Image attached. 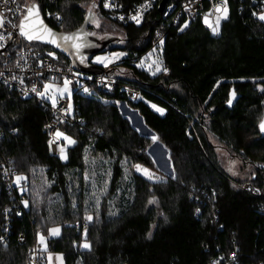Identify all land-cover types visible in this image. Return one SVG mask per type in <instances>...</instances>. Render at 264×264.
Masks as SVG:
<instances>
[{"label": "trees", "instance_id": "16d2710c", "mask_svg": "<svg viewBox=\"0 0 264 264\" xmlns=\"http://www.w3.org/2000/svg\"><path fill=\"white\" fill-rule=\"evenodd\" d=\"M96 1L30 0L29 5H37L54 30L72 33L89 15L85 6ZM119 1L127 11L143 0ZM162 1L167 0H159L139 25L107 20L96 2L103 25L94 33L108 32L100 54L124 56L109 66L116 82L107 95L89 83L83 84L87 92L74 91L77 122L65 128V135L75 143L62 137L64 159L49 150V111L0 85V153L11 160L16 177H25L18 186L27 202L22 217L12 216L0 264H29L38 234L54 227L60 234L46 240L43 261L52 253L60 254L64 264H226L237 250L231 264L264 262V199L234 185H264L259 131L264 22L253 15L264 0H227L228 18L220 20L215 35L205 17L183 30L169 28L162 22ZM54 13L62 18L58 25L51 20ZM158 29L167 31L162 49L146 55ZM60 59L63 66L70 63L61 54ZM124 86L139 91L135 102L126 97ZM232 90L239 99L228 109ZM119 103L138 111L142 131L155 135L162 144L158 148L169 153L175 179L162 175L151 181L137 171L136 165L155 171L147 153L152 140L121 115ZM220 150L239 161L235 173L223 164ZM10 203L0 186V231L2 208ZM85 242L90 250L82 247Z\"/></svg>", "mask_w": 264, "mask_h": 264}, {"label": "built area", "instance_id": "2783aa9c", "mask_svg": "<svg viewBox=\"0 0 264 264\" xmlns=\"http://www.w3.org/2000/svg\"><path fill=\"white\" fill-rule=\"evenodd\" d=\"M106 0H100L99 8L104 18L118 24H142L147 15L159 4V0H143L140 3L133 4L130 9L124 11L119 0H107L112 5L105 8ZM24 0H0V85L14 91L18 98L21 100H35L42 104L49 111V119L45 124V131L49 141H52L49 150L52 156L61 157V148H66L62 144V137L57 138L55 133L57 131L65 133V128L76 124L77 120L73 116V108H70L67 99L57 98L56 106L41 98L36 92L32 91L35 87L38 91L42 92L44 85L60 84L65 80L68 81H82L83 84L94 85L107 95L110 89L115 85V78L110 74L109 66L105 67L103 64L93 60L88 61L92 66L99 67L103 71L100 75H90L86 81L80 80L75 75L74 70L71 68L70 63L67 66L61 65L60 54L52 48L36 47L31 43L25 42L17 34V28L21 19L24 16ZM147 5L146 7H141ZM222 5V0H184L177 3H169L166 1L165 6L162 8V22H167L169 28L184 29L187 25L200 17L208 15L210 23L214 26L217 17L221 12H217L216 6ZM137 12H140V23L137 24L135 20L131 19ZM23 13V14H22ZM264 13V5L256 8L253 14ZM57 16L60 18L57 19ZM258 17V15H254ZM124 17V19H120ZM54 24H60L62 18L60 15L54 13L51 16ZM166 24V23H165ZM167 35L166 29L156 30L154 37L151 40L150 47L146 52L149 55L153 51L161 50L164 39ZM16 38V42L8 46L9 42ZM162 42V43H161ZM21 43H24L21 45ZM53 53V55H49ZM124 55L120 56L114 64L120 62ZM123 90L126 97L135 102L139 97V91L128 86H124ZM3 137V131L0 128V142ZM240 187L249 194L264 199V185L256 188L251 183L243 185L234 184ZM0 186H3L11 203L2 208V229L0 233V246H6L11 234L12 216L15 214L16 218L22 217L24 214V193L23 188L18 186L16 182V173L12 168L11 160L2 156L0 153ZM261 215L264 216V207L261 210ZM18 242H24V236L18 235ZM41 244L38 240L35 241L34 246L30 250L29 264H44L41 258ZM237 250L228 258L226 264H231L236 260ZM212 264H218L213 262ZM259 264H264L261 262Z\"/></svg>", "mask_w": 264, "mask_h": 264}, {"label": "rangeland", "instance_id": "374dc122", "mask_svg": "<svg viewBox=\"0 0 264 264\" xmlns=\"http://www.w3.org/2000/svg\"><path fill=\"white\" fill-rule=\"evenodd\" d=\"M25 2H29L27 3L28 6L31 3L30 0H25ZM97 2V1H96ZM96 2H90L88 5L85 6L86 12L89 14V10L91 9V16H89L88 21H87V32L88 33H94L95 30L97 28H101V26L103 25L102 20L99 19V15L96 12ZM98 3L97 2V7H98ZM27 4L23 3L24 5V9H23V13L25 14V11L27 9ZM94 5V6H93ZM22 13V14H23ZM95 21V22H93ZM262 21V20H261ZM104 22V21H103ZM264 22V21H262ZM97 23L99 26H97ZM106 33H108L107 31L102 32V34H93L96 39L99 42L104 41V37L107 35ZM114 34H118L116 32H113ZM119 53V52H118ZM115 53L114 51L108 52L106 54H99L95 57H93V61L97 62V57H101L104 59V63H107V66H109L110 64L114 63L116 61V55L118 54ZM104 63H101L104 65ZM65 86V81L60 83V84H52L51 87L45 92V88H43L42 92H45V98L47 99L48 102L52 103L53 99H57V98H65L68 101V104L72 107L73 105V93L75 90L80 91V93H83L85 91V87L83 86L82 81H70V83L68 84V89L69 91L67 93H63L61 94V92H58L57 89H63ZM120 113L123 117L127 118L131 125L139 132V134L148 137L152 140V145L150 146L149 150H148V155L150 156V158L153 161V166L155 168V171H150L149 173L152 174V179L151 181H157L159 179H156L157 177H161L163 176H173V171L170 165V160H169V153H165L164 151H162L160 148H158L157 144H160L157 140V137L154 135H149L148 133H146V131H142V118L139 115L138 111L136 110H132L130 107H128V105H126L125 103H119L118 105ZM132 112V113H130ZM137 113V115L135 114ZM153 137H156V140H153ZM167 151V150H166ZM219 152V151H218ZM221 160L223 162V164L230 168L232 173H235L239 166L240 163L238 160H235L234 158L232 160H230V157L227 156L226 152L221 151L219 152ZM144 174V173H143ZM145 175V174H144ZM146 176V175H145ZM54 228H59V227H54ZM60 229V228H59ZM44 237V243L42 244L40 242V237ZM57 236H52L50 235V232H48L47 235H38L37 236V240L38 243L41 244V246L43 247V249L46 248V240L48 238H54ZM49 257H51V259H49ZM57 257H60V259H57ZM44 264H64L63 258L60 254H52V253H47L45 260H44Z\"/></svg>", "mask_w": 264, "mask_h": 264}, {"label": "water", "instance_id": "95a60500", "mask_svg": "<svg viewBox=\"0 0 264 264\" xmlns=\"http://www.w3.org/2000/svg\"><path fill=\"white\" fill-rule=\"evenodd\" d=\"M33 5L35 4L29 5L27 7L24 16L21 19V21H24L25 23V31L27 33L32 34V35H45L44 27L51 29V32L54 33L58 37L78 32V31H75L72 33H61V32L54 30L53 28H51L44 22L37 5H35L36 8L33 9V14L29 15L28 9L33 8ZM164 5H165V1H162L160 6H164ZM37 13H38V17H37ZM87 18H89V15L87 16ZM21 21H20V24H21ZM41 21H42V24L40 23ZM87 21L88 19L87 20L85 19L83 26L79 30L81 33H87L85 30ZM20 24L17 28V34L20 38H22L27 43L35 42L43 46H48L54 49L55 51H57L59 54H61L62 56H64L66 59L69 60L71 68L74 70L75 75H77L80 80L86 81L90 75H100L102 73L103 70L101 68L92 66L89 63H87V61H91L93 57L100 54L106 46L104 42H99L94 35H83L82 39L79 40L78 42L82 43L84 46L80 48L79 52H77L76 48L72 46L71 42H68V46L65 49L63 47H57L56 45L52 43H48L46 40H39V39L28 40L24 35H21L20 33ZM15 42H16V38H13L9 42L8 46L14 44ZM58 43H60L61 45H64L65 41L60 40L58 41ZM81 57H83V60H81ZM233 93H234L233 90L230 91L229 93L228 101L231 99L232 103L231 104H229L228 102L226 103V107L228 109H231L232 106L235 104V102H237L239 99V97H237L235 93L234 95H232ZM262 120H264V116ZM259 131H260V127H259ZM260 133L262 136H264V132L260 131Z\"/></svg>", "mask_w": 264, "mask_h": 264}, {"label": "snow or ice", "instance_id": "6c2138e0", "mask_svg": "<svg viewBox=\"0 0 264 264\" xmlns=\"http://www.w3.org/2000/svg\"><path fill=\"white\" fill-rule=\"evenodd\" d=\"M94 6V5H93ZM112 5H110L107 0L104 4V7L105 8H108V7H111ZM147 5H142L141 7H146ZM36 8L35 5H33V8H30L28 9V13L29 15H32L33 14V9ZM217 12H221V10L223 11V15L222 17L221 16H218L217 17V20H216V24L213 26L212 24L209 23L208 21V15H210L211 13L209 14H206L205 18H204V22L206 25H208L209 27H211L212 29V32L213 34H218L219 32V24H220V20L221 19H227L228 18V8H227V0H222V5H217L216 6V9H215ZM141 13L140 12H137L134 16L131 17V19L135 20L137 24L140 23V17ZM253 15H258V18L262 21H264V13H260V14H256L254 13ZM89 16H91V9L89 10ZM37 17H38V13H37ZM60 17L57 16V19H59ZM26 19V18H25ZM88 18L86 17V20ZM120 19H124V17H120ZM95 22V21H93ZM42 24V21L40 22ZM97 26L98 23H97ZM187 22L185 23L184 27H187ZM183 30V29H181ZM20 33L21 35H24L28 40H32V39H39V40H46L48 43H52L54 45H56L57 47H63V48H67L68 46V42H71L72 46L76 48L77 52H79L80 48L83 47L84 45L82 43H79L78 41L82 39V36L83 35H93L94 33H81L79 30L77 33H72V34H68V35H63V36H56L54 33L51 32V29H48L47 27H44V33L45 35H32V34H29L25 31V23L24 21H21V24H20ZM60 40H63L65 41V44L64 45H61L60 43H58V41ZM162 43V42H161ZM49 55H53V53H49ZM116 55V58L118 59L120 56L124 55V53H118V54H115ZM97 62L98 63H104V59L101 58V57H97ZM81 60H83V57H81ZM104 66L107 67V63H104ZM157 70L159 71L160 70V67H159V62H157ZM164 72H167V69L164 68L163 69ZM155 74V73H153ZM70 83V81L68 80H65V86L63 89H57L58 92H61V94L63 93H67L69 91L68 89V84ZM51 87V85H48V84H45L44 85V88H45V92ZM262 91H264V89H261ZM32 91L36 92L37 95L41 98H44L45 97V92H40L38 91L35 87L32 89ZM88 89H85V92H87ZM234 95V93L232 94ZM53 103V107L56 106V100L53 99L52 101ZM229 104L232 103V100L230 99L228 101ZM155 107V106H153ZM70 108L71 106L69 105V111H70ZM158 111H160L161 113H163V109H157ZM260 131L261 132H264V120H261L260 122ZM55 136L57 138H60V137H63L64 140H66L69 144H74L75 141L72 140L70 137L66 136L64 133H61L59 131H57L55 133ZM153 140L155 141L156 140V137H153ZM49 144L51 146L52 144V141H49ZM63 152H64V149L61 148V159H64V155H63ZM136 169L137 171H141L143 172L149 179H152V174L149 173V170L146 169V168H141L140 165H136ZM231 171V169H229ZM176 177L173 176V179H175ZM25 177L23 176H17L16 177V182L19 184L20 181L24 180ZM156 179H160L159 177H157ZM154 202V199L153 200H150L149 203H153ZM25 203V206H27V202H24ZM87 220L91 221L92 220V217L91 216H87L86 217ZM50 232V235L52 236H58L60 234V229L59 228H52L49 230ZM39 235V234H38ZM87 236V230H85V237ZM148 236L149 238L151 237V233L149 232L148 233ZM40 242L43 244L45 241H44V237H40ZM82 247L86 248V249H89L91 248V245L88 243V242H85ZM49 259H51V257H49ZM57 259H60V257H57Z\"/></svg>", "mask_w": 264, "mask_h": 264}, {"label": "crops", "instance_id": "0c3cea01", "mask_svg": "<svg viewBox=\"0 0 264 264\" xmlns=\"http://www.w3.org/2000/svg\"><path fill=\"white\" fill-rule=\"evenodd\" d=\"M92 60H93V59H92ZM87 62H88V61H87ZM112 64H114V63H112ZM112 64H110V65H112ZM110 65H109V66H110ZM161 145H162V144H161Z\"/></svg>", "mask_w": 264, "mask_h": 264}]
</instances>
